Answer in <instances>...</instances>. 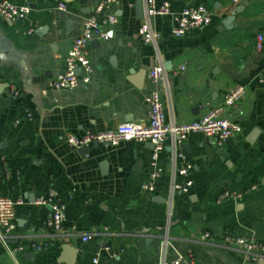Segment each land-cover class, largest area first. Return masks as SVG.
I'll return each instance as SVG.
<instances>
[{"label": "crops", "instance_id": "obj_1", "mask_svg": "<svg viewBox=\"0 0 264 264\" xmlns=\"http://www.w3.org/2000/svg\"><path fill=\"white\" fill-rule=\"evenodd\" d=\"M12 1L32 6L23 20L0 17V195L16 201L9 245L24 249L9 254L0 243V264H65L58 261L63 244L77 249L72 264H94L96 256L97 264H157L166 231L167 261L191 252L196 264H257L222 235L264 243V51L254 48L256 35H264V0H166L171 12L204 4L211 23L174 37L170 15L155 16L157 46L137 33V0H117L96 14L112 13L116 21L112 38L86 46L90 81L61 90L49 81L64 70L83 20L102 0ZM183 63L186 68L174 74ZM156 65L164 76L152 83L147 74ZM239 84L245 97L222 116L240 125V132L221 145L192 133L179 146L192 165V185L187 194H174L169 220L168 147L149 193L141 186L151 170L150 143L122 140L82 150L67 142L86 131L145 125L151 91L160 97L165 121L183 124L201 118ZM253 129L258 134L250 143ZM49 187L65 204L58 231L45 225L49 209L37 203ZM224 190L244 194L238 201H217ZM86 235L91 239L82 241ZM31 242L48 246L34 251ZM259 254L264 258V251Z\"/></svg>", "mask_w": 264, "mask_h": 264}, {"label": "built area", "instance_id": "obj_2", "mask_svg": "<svg viewBox=\"0 0 264 264\" xmlns=\"http://www.w3.org/2000/svg\"><path fill=\"white\" fill-rule=\"evenodd\" d=\"M117 0H102L97 4L95 13L83 20L81 34L78 35L65 56L64 70L56 77L49 81V86L54 90L72 89L80 84H87L90 81L92 67L89 62L87 44L94 39L108 40L113 37L112 25L116 17L112 13H107L101 18L96 14L101 11L102 7H108ZM142 5V20L138 26L137 33L145 43L157 46L160 35L153 29L152 19L155 16L170 15L171 29L170 34L174 37H181L191 30L208 26L211 23V15L204 4L186 5L177 12H171L170 5L166 0H140ZM60 10L64 9V4H58ZM25 4H18L12 0H0V17L10 20H23L28 12ZM33 28L27 29L28 34H32ZM254 48L257 52L264 51V35L258 33L254 40ZM186 68V64L179 65L174 74L181 73ZM164 76V70L160 65L153 66L149 69L147 77L150 82L155 83ZM260 82L263 80L260 78ZM245 85H236L227 91L222 98V103L209 108V110L199 119L177 124L172 121H165L162 102L156 91H151L146 96L148 105L147 123L137 125L133 123L120 124L112 129L102 132L86 131L80 137L68 136L67 142L73 148H85L92 144L103 146H115L122 140H133L138 142H148L152 145L150 154V173L148 180L144 182L141 189L145 192L152 193L155 191V181L163 172V161L161 153L168 147L169 156L166 160L168 163V172L170 176V186L167 198V220L171 217V202L174 194H187L192 185V180L188 177L192 170V165L186 160V154L179 149L183 145L187 136L192 133H201L212 139L216 145H221L234 134L240 132L241 127L237 123L228 120L222 116L225 108L236 106L246 94ZM14 95V94H13ZM177 176H182L183 181H177ZM254 188V186H252ZM243 191L224 190L218 197L217 201L226 199L240 200ZM40 205H45L49 213L45 220V225L53 231H58L65 218V204L56 195L53 188L49 187L46 194L37 200ZM16 201L0 195V243L9 254L14 250L24 249L23 245H9L11 233L16 227L15 207ZM169 223V221H168ZM166 225V228L168 226ZM210 234L205 233L204 237L209 238ZM90 235L82 237V241H89ZM223 241L236 249L245 260L257 262L264 259L260 252L264 251V243L254 240L253 238H244L231 234H223ZM34 251L46 249L48 243L38 244L29 243ZM171 246L167 231L160 240V253L157 264H196L191 252L187 256L177 254L172 261L166 260L167 249ZM93 263H98L97 256L93 258Z\"/></svg>", "mask_w": 264, "mask_h": 264}, {"label": "water", "instance_id": "obj_3", "mask_svg": "<svg viewBox=\"0 0 264 264\" xmlns=\"http://www.w3.org/2000/svg\"><path fill=\"white\" fill-rule=\"evenodd\" d=\"M25 6L30 8L32 6V4H30L29 2L25 3ZM136 10L137 13L141 16L142 15V5H141V1L137 0L136 2ZM138 87L140 86V84L137 85ZM258 134V130L257 129H253L250 134L247 137V141L252 143L256 137V135ZM82 150H86L85 148H81ZM106 163H102V167L105 168ZM103 168V171H104ZM165 201V200H163ZM77 254V249L73 244H63L61 246V252L58 258L59 262H64L65 264H72L75 256ZM257 264H264V259H260L257 261Z\"/></svg>", "mask_w": 264, "mask_h": 264}]
</instances>
